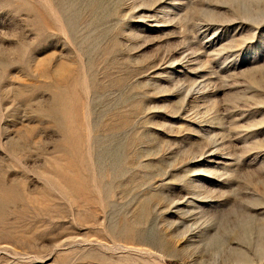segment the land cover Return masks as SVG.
<instances>
[{
  "label": "rangeland",
  "instance_id": "1",
  "mask_svg": "<svg viewBox=\"0 0 264 264\" xmlns=\"http://www.w3.org/2000/svg\"><path fill=\"white\" fill-rule=\"evenodd\" d=\"M0 264H264V0H0Z\"/></svg>",
  "mask_w": 264,
  "mask_h": 264
}]
</instances>
